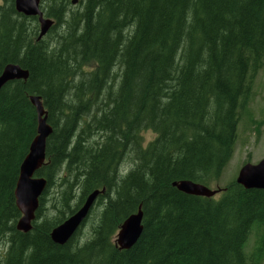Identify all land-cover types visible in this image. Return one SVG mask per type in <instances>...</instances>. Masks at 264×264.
I'll list each match as a JSON object with an SVG mask.
<instances>
[{"label": "trees", "instance_id": "16d2710c", "mask_svg": "<svg viewBox=\"0 0 264 264\" xmlns=\"http://www.w3.org/2000/svg\"><path fill=\"white\" fill-rule=\"evenodd\" d=\"M69 2L41 0L55 20L41 40L38 17L0 3V74L9 63L30 73L0 90L1 264H263L264 189L233 181L208 198L172 183L210 186L233 157L241 108L264 69V0ZM37 95L53 127L36 174L48 183L23 232L15 190L37 135ZM53 187L60 207L48 208ZM104 188L77 233L55 243L51 231ZM140 206L142 236L120 249L117 233ZM85 224L91 234L79 239ZM253 232L263 236L248 254Z\"/></svg>", "mask_w": 264, "mask_h": 264}, {"label": "water", "instance_id": "95a60500", "mask_svg": "<svg viewBox=\"0 0 264 264\" xmlns=\"http://www.w3.org/2000/svg\"><path fill=\"white\" fill-rule=\"evenodd\" d=\"M74 2L76 3V0ZM15 7L19 13L38 17L40 23L38 40H41L55 24L54 19L45 16L41 9V0H15ZM29 75V71L19 64H7L0 74V90L10 81L28 80ZM31 101L37 109V135L21 163L15 190L16 204L22 214L17 222V229L23 232H29L32 229V222L40 206V197L47 187V179L36 174L46 162L47 139L53 132L41 96H32ZM236 181L246 189H264V159L256 164H245L239 171ZM172 185L183 193L208 198L216 196L221 191L193 180L174 181ZM105 191L104 188L90 193L75 213L51 231L52 240L60 245L66 244L82 227L98 197ZM143 218L144 212L140 206L136 213L131 214L123 222L115 238V244L120 249H131L139 241L143 233Z\"/></svg>", "mask_w": 264, "mask_h": 264}, {"label": "rangeland", "instance_id": "374dc122", "mask_svg": "<svg viewBox=\"0 0 264 264\" xmlns=\"http://www.w3.org/2000/svg\"><path fill=\"white\" fill-rule=\"evenodd\" d=\"M4 2V0H3ZM2 3V0H0ZM69 9L76 10L81 7L82 0H70L68 3ZM121 68L117 67L116 72L121 74ZM118 74V75H119ZM144 134L147 139H152L155 137V133L151 130L144 131ZM264 159V69L260 70L256 75L253 84L250 97L248 102L246 103L245 108H241V116L238 124L237 130V140L235 144V151L233 157L230 162L226 166L221 178L215 182H213L209 187L212 189H224L231 182L236 181L239 175V171L241 168L247 163H259ZM133 167V162L131 160H127L123 165L122 169H130ZM57 188L53 187L48 197L47 207L52 208L53 204L55 206L60 207V201H58L59 196L54 197L55 190ZM222 195V192H219L215 198H219ZM49 203L52 205L50 206ZM97 206L94 209L95 212H99ZM52 212L49 213L50 217H57L58 211L54 208L51 209ZM92 220V218H91ZM87 223V222H86ZM92 231V227L87 224L82 228L79 239L84 238V240L88 239ZM263 236L262 232L251 233L245 251L248 254H251L255 251L256 247L260 245V237ZM9 245L8 242L3 241L0 245V264L4 259L8 251ZM264 264V262H263Z\"/></svg>", "mask_w": 264, "mask_h": 264}]
</instances>
